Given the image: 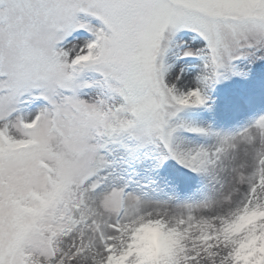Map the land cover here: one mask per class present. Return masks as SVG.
<instances>
[{"label": "snow or ice", "instance_id": "snow-or-ice-1", "mask_svg": "<svg viewBox=\"0 0 264 264\" xmlns=\"http://www.w3.org/2000/svg\"><path fill=\"white\" fill-rule=\"evenodd\" d=\"M243 61L264 0H0V264H264V116L182 115Z\"/></svg>", "mask_w": 264, "mask_h": 264}, {"label": "rangeland", "instance_id": "rangeland-1", "mask_svg": "<svg viewBox=\"0 0 264 264\" xmlns=\"http://www.w3.org/2000/svg\"><path fill=\"white\" fill-rule=\"evenodd\" d=\"M244 75L226 74L205 89L206 104L182 114L190 122L222 134H234L264 116V61L241 62ZM199 71L189 70L190 74Z\"/></svg>", "mask_w": 264, "mask_h": 264}, {"label": "clouds", "instance_id": "clouds-1", "mask_svg": "<svg viewBox=\"0 0 264 264\" xmlns=\"http://www.w3.org/2000/svg\"><path fill=\"white\" fill-rule=\"evenodd\" d=\"M153 219H156L155 216L153 217H147L145 216L144 219L137 224V227L141 225H147L149 222ZM141 235L145 239V243L153 250V251H159L162 250L167 243L166 238L163 236V234L160 232L159 229H157L154 225L151 227L144 228Z\"/></svg>", "mask_w": 264, "mask_h": 264}]
</instances>
